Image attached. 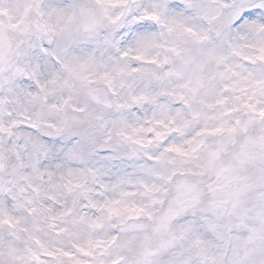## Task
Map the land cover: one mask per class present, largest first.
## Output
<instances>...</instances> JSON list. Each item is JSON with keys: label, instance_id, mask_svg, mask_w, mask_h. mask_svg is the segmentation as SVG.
<instances>
[{"label": "clouds", "instance_id": "1", "mask_svg": "<svg viewBox=\"0 0 264 264\" xmlns=\"http://www.w3.org/2000/svg\"><path fill=\"white\" fill-rule=\"evenodd\" d=\"M0 264H264V0H0Z\"/></svg>", "mask_w": 264, "mask_h": 264}]
</instances>
